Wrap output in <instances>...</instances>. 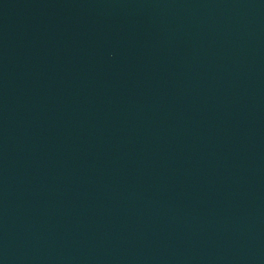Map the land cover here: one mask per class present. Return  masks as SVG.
Returning <instances> with one entry per match:
<instances>
[{
	"label": "water",
	"instance_id": "95a60500",
	"mask_svg": "<svg viewBox=\"0 0 264 264\" xmlns=\"http://www.w3.org/2000/svg\"><path fill=\"white\" fill-rule=\"evenodd\" d=\"M0 264H264V0H0Z\"/></svg>",
	"mask_w": 264,
	"mask_h": 264
}]
</instances>
